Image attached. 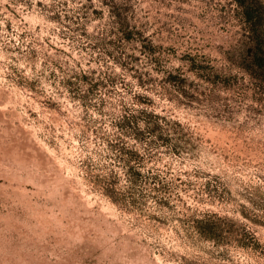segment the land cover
Segmentation results:
<instances>
[{
    "label": "rangeland",
    "instance_id": "374dc122",
    "mask_svg": "<svg viewBox=\"0 0 264 264\" xmlns=\"http://www.w3.org/2000/svg\"><path fill=\"white\" fill-rule=\"evenodd\" d=\"M247 2L0 0V264H264Z\"/></svg>",
    "mask_w": 264,
    "mask_h": 264
},
{
    "label": "trees",
    "instance_id": "16d2710c",
    "mask_svg": "<svg viewBox=\"0 0 264 264\" xmlns=\"http://www.w3.org/2000/svg\"><path fill=\"white\" fill-rule=\"evenodd\" d=\"M236 2L243 6V13L246 19L251 24H254L260 14V9L255 4L248 3L247 0H236ZM256 39L258 44H252L246 50V54L248 55L246 65L248 69H254V71L264 76V44H262L263 42L260 38ZM206 235L213 237L209 232Z\"/></svg>",
    "mask_w": 264,
    "mask_h": 264
}]
</instances>
